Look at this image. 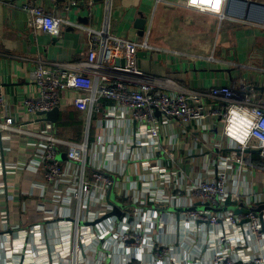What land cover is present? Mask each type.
I'll use <instances>...</instances> for the list:
<instances>
[{
    "label": "crops",
    "instance_id": "0c3cea01",
    "mask_svg": "<svg viewBox=\"0 0 264 264\" xmlns=\"http://www.w3.org/2000/svg\"><path fill=\"white\" fill-rule=\"evenodd\" d=\"M156 1L114 0L113 4L110 21L113 36L141 41L149 32L153 51L138 55L137 64L142 71L170 81L171 84L163 85L167 93L177 89L205 92L214 85H231L237 80L256 82L259 86L256 101L264 105L262 27L220 21L216 15L166 3L174 0H162L159 4ZM248 1L264 3V0ZM38 2L48 13L64 18L59 36L29 27L28 16L22 10L24 0H0V87L6 97L7 115L11 118L23 117L22 101L34 91L29 70L39 63L50 66L85 61L88 45L83 27L101 28L104 23L102 1L98 3L94 17L84 16V8L73 6L77 0ZM236 6L238 9L232 13L240 16H247L251 9L239 2ZM80 19L86 22H80ZM139 19H146L144 30L136 26ZM71 98L80 99V96L77 93L63 95L58 122L51 123L53 132L73 143L88 139L89 150L84 167L81 163L68 162L65 147L59 150V160L65 172L72 174L74 182L73 189L66 187L59 194L58 202L45 200H52L54 194L42 185L44 172L38 168L39 160L35 156L36 139L19 132L3 135L0 264H20L22 254L26 264H70L74 259L76 217H80L84 229L92 230L98 236L97 241L77 257V264H159L155 257V248L159 247L167 250L162 264H211L215 253L222 250L219 242H213L214 236L222 234L224 227L221 223L211 225L194 217L188 219L184 210L196 208L194 211L220 216L226 212L235 214V209L242 205L248 208L259 201L263 203L264 171L249 167H233L228 171L227 190L239 195L237 203L205 207L187 191L188 187L217 173L215 163L220 153L232 158L243 156L233 149L226 148L219 153L214 148L225 141L223 121L195 125L192 130L182 133L173 123L162 125L164 121L157 114L156 123L162 128L158 141L155 138L150 141L125 108L104 99L101 110L107 114L116 108V115H107V118L103 114L97 115L87 137L84 113L69 105ZM203 101L212 103L207 98ZM22 119L19 123L30 131L43 122L27 125L26 118ZM144 137L146 145L141 144L140 138ZM159 146L173 152L175 161L167 159L163 152L156 153ZM250 154L255 163H263L260 151ZM156 159H159L158 163ZM148 164L152 167L161 165L167 175L171 174L170 178L173 174L176 176L162 188L164 185L160 183L158 172L148 171ZM97 173L111 177L114 180L112 188L104 192L92 188L82 195L80 203L76 201L71 193L80 189L83 179L94 182ZM115 210L122 215L115 217ZM3 215L6 221L1 220ZM239 216L244 219L246 215ZM34 225L41 227V237L27 239L25 248L21 251L14 248V252L8 254L3 242L18 238L17 231ZM134 232L141 237L142 249L122 241L125 234ZM245 237L247 248L244 253L264 259V241L259 244L248 231ZM65 240L67 245H64L63 253L72 256L69 261L55 254L56 246ZM235 252L232 256L237 259Z\"/></svg>",
    "mask_w": 264,
    "mask_h": 264
},
{
    "label": "built area",
    "instance_id": "2783aa9c",
    "mask_svg": "<svg viewBox=\"0 0 264 264\" xmlns=\"http://www.w3.org/2000/svg\"><path fill=\"white\" fill-rule=\"evenodd\" d=\"M100 1H102L101 5L104 10L103 26L101 28L83 27L86 31L88 45L85 61L74 64L53 63L50 66L39 63L40 65L38 64L29 70V81L34 87V91L22 101L23 117L11 118L7 115L8 105L5 94L0 87V143L3 135L11 132L28 134L36 139L35 156L38 158V165L40 166L37 167L44 172L42 185L54 194L52 200L48 198L45 200L53 203L60 200L59 194L63 193L66 187L73 189L72 182H74L72 174L65 172L59 160V150L65 147L68 162L71 164L81 163L83 167L89 150L88 139L83 143H73L58 137L53 132L51 123L45 120L46 116L41 115L56 108H62L63 95L65 94H79L80 99L71 98L68 102L69 105L84 113L87 137L90 126L97 115L103 114L105 118L107 115H116V108L112 112L108 111L107 114L101 110L104 109L102 106L104 99L115 101L117 107L125 108L131 118L136 121L142 134L150 141L154 138L156 142L158 141L159 132L162 128L156 123L157 114L164 121L161 123L162 125L173 123L182 133L192 130L196 127L195 125L199 126L208 122L215 123L221 120L224 123L222 134L225 141L216 144L214 148L219 153L226 148L233 149L242 153L243 156L232 158L220 153L217 163H215L217 173L213 174L212 178L200 180L188 187L187 191L192 198L194 197L205 206L225 207L230 203L239 202V195L227 190L228 171L233 167H249L264 171V105L258 104L256 101L257 90L259 89L257 83L237 80L233 81L231 85H214L205 92L177 89L175 92L167 93L163 89V85L171 84L170 81L145 73L137 64L139 53L153 51V47L149 43V32L141 41L113 36L110 21L114 0H77L72 5L84 8V16L94 17ZM161 2L162 0L156 1L157 4ZM166 3L199 13L213 14L218 16L220 21L227 20L264 29V3L257 2L258 5L251 7L247 16L232 13L238 9L236 6L238 2H233V0H174L173 2L166 1ZM22 10L28 16V24L31 29L42 30L54 37L60 35L64 18L48 13L38 0H24ZM259 14L262 15V20H260ZM262 71L264 72V69ZM203 98L211 100L212 103L204 102ZM233 113L252 121L253 127L243 143L237 138L241 136L242 129L238 120L234 122ZM22 118H26L25 124L27 125L43 122L37 129L30 131L24 127V124L19 123V121L23 122ZM233 130L235 131L233 132ZM145 137L140 138L142 145H146ZM3 148L1 143L0 161ZM251 151H260L263 163H255L250 154ZM157 152H163L167 159L175 161V154L163 146H159ZM245 153L249 155L245 156ZM158 161L159 159H156L157 163ZM147 166L148 171L158 172L160 183L164 185L162 188L170 184L176 176L173 174L170 178L171 174L167 175L165 168L161 165L152 167L148 164ZM2 174L3 166L0 162V175ZM113 184L114 180L111 177L97 173L94 175V182L90 183L83 179L79 185L80 189L71 194L80 203L82 195L93 190L92 188L96 187L101 190L100 192H104L112 188ZM1 190L3 191V187ZM190 206L192 205L190 204ZM255 206L248 208H255ZM191 209L184 210L186 218L192 219L194 217L196 220L209 222L211 225L221 223L224 227L222 234L214 236L213 242H219L222 250L215 253L211 264H263L264 259L261 256L251 257L244 253V249L247 248L245 237L247 231L255 237L259 244L264 241V233L257 213L251 210L242 219L233 212L211 216L207 212ZM76 218L72 255L74 259L70 264H77V257L98 239L92 230L84 229L80 224V217ZM1 220L6 221V216H1ZM242 220H247L246 228L242 227ZM41 233L42 229L38 225L31 226L27 230L17 231L18 238L12 237L3 242L6 252L10 254L14 252V248L15 251H21L20 249L27 245V239L39 238ZM122 241L132 243L138 249L143 247L141 237L136 232L125 234ZM64 245H67L66 240L61 245L56 246L55 254L63 256L65 261H69L72 256L64 255ZM232 248L237 253V259L232 256L234 252V250L231 251ZM166 251L164 248H155V257L159 264L163 263ZM20 264H26L23 254Z\"/></svg>",
    "mask_w": 264,
    "mask_h": 264
},
{
    "label": "water",
    "instance_id": "95a60500",
    "mask_svg": "<svg viewBox=\"0 0 264 264\" xmlns=\"http://www.w3.org/2000/svg\"><path fill=\"white\" fill-rule=\"evenodd\" d=\"M63 1V0H61ZM233 2H239L242 5H247L248 7H253L255 5H258L257 2L254 1H248V0H233ZM27 16V14H26ZM86 22L85 19H80V22ZM136 26L138 27V29L144 30L145 26H146V19H139L136 21ZM146 53H139V55H144ZM120 63V62H119ZM121 64H123V61H121ZM41 115H45L46 118L45 120L47 122L53 123V124H57L58 122V118L60 115V109L56 108L50 112L47 113H43ZM201 205V203L199 204ZM205 207H209L208 205H206ZM243 208V209H241ZM241 208L239 209H235V214L236 215H248L251 210L254 211L255 213H257L259 215L260 218V222H261V226H262V232L264 233V221H263V216H264V203H259L257 204V206H255V208H245L244 205L241 206ZM209 209V208H206ZM191 210H196V208H192ZM115 216L120 217L122 215V213L119 210H115L113 213ZM243 223H247V220H244Z\"/></svg>",
    "mask_w": 264,
    "mask_h": 264
},
{
    "label": "clouds",
    "instance_id": "9594fccd",
    "mask_svg": "<svg viewBox=\"0 0 264 264\" xmlns=\"http://www.w3.org/2000/svg\"><path fill=\"white\" fill-rule=\"evenodd\" d=\"M233 117H234V122L236 120L239 121V125H240V128L242 129V132H241V136L237 138L240 139L241 143H243L246 140L250 129L253 127L252 121L249 119H245L243 117H239L236 113H233ZM234 131L235 130H233V132Z\"/></svg>",
    "mask_w": 264,
    "mask_h": 264
}]
</instances>
